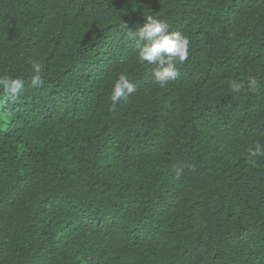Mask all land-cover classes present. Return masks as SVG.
I'll use <instances>...</instances> for the list:
<instances>
[{
    "label": "trees",
    "instance_id": "1",
    "mask_svg": "<svg viewBox=\"0 0 264 264\" xmlns=\"http://www.w3.org/2000/svg\"><path fill=\"white\" fill-rule=\"evenodd\" d=\"M148 16L189 40L165 87ZM3 74L0 264H264V0H0Z\"/></svg>",
    "mask_w": 264,
    "mask_h": 264
},
{
    "label": "clouds",
    "instance_id": "2",
    "mask_svg": "<svg viewBox=\"0 0 264 264\" xmlns=\"http://www.w3.org/2000/svg\"><path fill=\"white\" fill-rule=\"evenodd\" d=\"M136 42L138 49V60L141 63L147 62L156 67L152 71L154 82L159 87H165L170 81H175L180 73L176 63H183L189 55V40L179 31H170L169 25L151 16L147 17L146 23L135 32H129ZM34 70L31 76V86L41 87L44 83L41 65L36 61H29ZM22 78H13L7 74L0 75V89H3L13 99L18 97L24 86ZM249 87H255L256 79H249ZM233 89L239 92L241 86L233 84ZM136 91V87L130 82L127 75L119 74L114 81L111 92L112 107L121 100H126ZM259 155H264V146L256 144L253 149H249V158L254 159ZM179 174V171H178Z\"/></svg>",
    "mask_w": 264,
    "mask_h": 264
}]
</instances>
